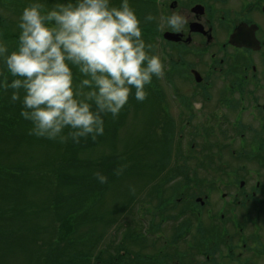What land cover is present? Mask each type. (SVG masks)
<instances>
[{"label": "flooded vegetation", "instance_id": "flooded-vegetation-1", "mask_svg": "<svg viewBox=\"0 0 264 264\" xmlns=\"http://www.w3.org/2000/svg\"><path fill=\"white\" fill-rule=\"evenodd\" d=\"M162 9L188 21L182 32L162 26V39L166 32L177 36L160 46L169 63L162 78L174 97L163 114L189 152L213 148L208 178L191 172L182 186L185 193L202 190L212 208L203 211L205 202L195 197L197 208L177 214L186 215L191 235H159L133 242L134 249L154 254L165 237L172 245L162 241L168 251L160 264H264V6L163 0ZM190 161L200 164L202 157Z\"/></svg>", "mask_w": 264, "mask_h": 264}, {"label": "clouds", "instance_id": "clouds-1", "mask_svg": "<svg viewBox=\"0 0 264 264\" xmlns=\"http://www.w3.org/2000/svg\"><path fill=\"white\" fill-rule=\"evenodd\" d=\"M187 23L179 12L161 13L156 27L182 32ZM140 25L129 0H120L119 7L110 0H57L48 8L42 0H28L17 19L14 50L0 33V89L13 90L10 100L20 101V116L32 125L29 134L62 143L69 137L74 143L86 136L95 140L104 132L103 115L115 118L130 93L145 100V85L164 75V65L148 51L152 46ZM94 176L101 184L107 181L100 172Z\"/></svg>", "mask_w": 264, "mask_h": 264}, {"label": "rangeland", "instance_id": "rangeland-1", "mask_svg": "<svg viewBox=\"0 0 264 264\" xmlns=\"http://www.w3.org/2000/svg\"><path fill=\"white\" fill-rule=\"evenodd\" d=\"M52 1L54 3L57 2V0ZM12 2L13 1L11 0H0V18L2 19L0 27L7 28L8 38L6 41L9 46V51L15 49L17 37L12 36L11 34H14L17 30L15 27L20 13L18 12L20 5L18 3L13 5ZM60 2L62 1L60 0ZM112 2L114 4L113 6L115 7H118V4H120V0H113ZM139 2H141V4H139ZM129 4L135 11L138 19L141 21L140 27L148 24L153 27L157 25L160 17V8L162 7V5L157 2V0H129ZM147 14H152L155 19L152 21H145L144 17ZM161 30L162 26L158 31ZM145 43L152 46L150 49H148L150 53H155L161 57L165 71V69L169 66V63L167 61V57L165 56L164 58L163 56V51L160 47L161 44L154 40L152 36L148 37ZM165 60L167 65L165 64ZM73 69L76 73V77L74 76V82L78 83L80 75L75 68ZM4 77H6L9 81L12 79V77L6 71ZM162 77L156 78L153 76L151 83L145 85V90L147 91L145 100L137 101L134 99L132 93H130L128 102L123 106L115 118L109 114H106L108 121L110 119V122H114L117 117L120 116L119 119L122 120L121 129L118 132H106V129V131L104 130L103 134L97 136L95 140H93L90 136H86L81 137L78 143H74L69 137L65 142L62 143L59 141V139L49 140L43 137H37L35 135L29 134V130L32 127L31 122L27 120L23 121L24 119H21L20 109H18V107L16 109H12L9 112L18 113L20 119L17 118V123L14 125L0 124L3 125V127H0V132L2 133L0 134V211H2V215H0V264H34L35 262L37 263V261L39 263V260L44 256L41 254H44L45 252V250H43V243L50 241L49 236L52 231V227L50 226V224H52L51 221H43L37 217H34L32 220H23L21 223H18V221L15 220L12 222V219H10V208L16 206L17 200H19L18 203L23 206V203L20 199L21 197H26L29 203L25 204L31 203L29 206L25 205V213H28V217L32 214V212H40V210H42V204L44 203L43 199H45L46 195H48V186L53 184L55 185L56 180H59V173L57 171L59 170L60 164L63 165L64 162H61L60 164H56V162L60 161L62 157H66L68 151L75 144H97L96 146L83 149L84 152L82 153V157L78 156V158L81 160L87 158L88 160H85L90 161V165L92 166H97V163L100 162L101 159H104L101 155L102 153H107V155L110 153L111 143L107 142V138L108 141H110V138L112 139V137H115L113 138V141H118V147H120L119 149L121 154H125L126 149L133 148L132 143L134 142L133 139L135 137H143L144 131L150 126L151 123H154L155 121L159 123V119H161L159 116L161 112L160 107H162V105L160 106V101H162L163 93L165 94V103L163 108L169 106L167 101V99H169V93L164 82L162 81ZM150 89L152 90L151 92ZM10 91L13 90L10 89ZM17 91L22 97L23 90L20 89ZM158 96L161 99L160 101H158L159 99H155ZM5 97L6 95H3L2 99ZM18 105L21 106L20 101ZM20 120L23 123H20ZM160 132L161 128H158V133ZM151 151H153V149L150 148L149 152L146 153L147 159L150 157L152 153ZM46 157H48L47 162ZM51 158L53 162L55 161L53 165L55 170L51 169L53 164L51 163ZM177 159L179 158L176 157L175 153L171 154L169 160L170 164L167 167V169L171 170H163L154 174V178L150 185H146L145 188L142 187V184H140L139 187H136V185H134L130 179H122L119 181L115 179L116 181L114 185L109 186L106 192L94 195V198H97V201L100 197L98 203L100 210L99 213L104 212L106 215L107 212L110 216H113V212H111V210L118 208L120 205V203L117 202V198L119 196H128L135 189L134 191L138 197L135 204L133 203L135 200L131 199L127 205H124L126 201H129L128 198H125L121 202V206H124L125 209H123L122 212L117 215L115 220L111 221V225L109 227H105V229H103V233L100 232L102 237L99 241V244L96 245L97 248L93 251V258L96 257L98 248H106L110 244L111 238L117 237L118 234L119 236L125 235V232L128 229L131 230V232H134L135 229H137V232H140L141 234L143 233L149 236L152 235L153 233L151 232L148 234L146 228L147 223L151 222L150 225L156 227L159 224L160 218L162 217L165 219L167 217L168 221L165 223L163 230L169 234L179 226L181 221L180 219H173V217H176L179 213L183 214L186 209L194 208V206L197 208L199 206L195 203V197H199L201 200H203V191L197 190L195 193H185V191L182 189V186L186 183V176L191 172L183 166L176 169L175 167H177ZM144 164L145 166L143 167V172H152V170L147 167V162ZM187 167L189 169L191 167L194 168V165L192 162H189ZM49 171L52 172V175ZM205 173H207V170L201 168L200 172H198V177L207 179L208 176ZM12 174L18 176L19 180H23L25 182V186H21L23 187L22 189H19L18 187L15 188V190L22 191L21 194L25 193V195H19L20 197L16 196L13 198L11 197L13 192L10 193L9 190L7 191V189H5L7 187L5 185L10 184L8 181L12 180ZM148 174L149 173H146V175L143 176L144 183L147 180ZM46 182L48 183L46 184ZM91 185H95V183H91ZM154 187L155 192L162 193L161 200L163 201L167 197V201L165 200L162 203H159V199H157V201H153L150 204L145 202L146 195H150L149 197L151 199L154 198V194L148 193L151 192ZM205 193L209 192L205 191ZM185 194L192 197H189L190 199L188 202L183 201ZM200 208H202L203 211L207 209L206 205ZM185 218L186 215L181 217V219ZM131 219L134 220L133 223L131 222ZM138 221L139 224H136ZM120 224H125L128 228H120ZM6 226H10V229H12V234H8L11 240H6L8 233L6 231H9L6 229ZM36 227L37 234L34 232V234H31V236L27 235L29 238L33 239H29L25 242L23 240H16L18 237H23L22 235H26L28 231L33 230L32 228ZM56 229L59 228H57L55 225L53 230ZM43 231H46V235L48 236L47 238H43ZM83 231H88L87 223L83 227L81 226L79 232ZM35 237H38V239ZM89 240V237H75L71 243L73 250L69 253L68 257L83 258L82 252L84 250V245L87 244ZM90 264L94 263L91 262Z\"/></svg>", "mask_w": 264, "mask_h": 264}, {"label": "trees", "instance_id": "trees-1", "mask_svg": "<svg viewBox=\"0 0 264 264\" xmlns=\"http://www.w3.org/2000/svg\"><path fill=\"white\" fill-rule=\"evenodd\" d=\"M13 1V5L15 3H18L20 5V10L28 3V0H11ZM62 1V0H61ZM113 1V0H112ZM110 1V6H113V3ZM45 4V8L51 7L54 2L52 0H42ZM119 7V4H118ZM0 23H2V19L0 18ZM16 28V27H15ZM0 33H2L3 38L6 40L8 38L7 34V28L6 27H0ZM14 37H17L18 35V29L15 31L14 34H11ZM74 76L76 77L75 70L73 69ZM5 75V71H3V77ZM12 90V89H11ZM6 89H0V124H8V125H14L16 124V119L19 118L18 113H9L12 109H21V106L18 105L19 100L13 102L10 100V95L12 91L5 92ZM6 95L4 99H2V96ZM150 99V98H149ZM111 115V114H109ZM120 116L117 117V119L114 122H110V119L108 121V117L106 114L103 115V121H104V130L106 132H118L121 129L122 126V120L119 119ZM20 119V118H19ZM21 119H23L21 117ZM25 121V120H23ZM22 122L21 120L19 121ZM23 123V122H22ZM161 122H154L151 123L150 126L144 131L143 137L137 136L133 140L132 143L133 148H128L125 151V154L120 152V147H118V141H113L110 138V141L107 142L111 143V150L110 153L107 155V153H102V157L104 159H101L100 162L97 163V166L90 165V161H87L85 159H79V157H82V153L84 152L83 149L90 148L93 146H96L97 144L92 145H78L75 144L67 153L66 157H62L60 161H57L56 164H60L61 162H64V164H60L59 170L57 171L59 173V180H56V184L48 186V195H46L45 199H43L44 203L42 204V210L40 212H32V214L28 217V213L26 211L25 205H31L25 204L29 203L27 198L21 197V202L23 203V206L18 203L19 200H17V204L15 207L10 208V219H12V222L18 221V223H21L23 220L27 219H33L34 217L40 218L43 221H51L52 224L50 226L52 227V231L49 236V242L43 243V250H45L44 255L42 259L39 260V263L35 262L34 264H90L95 263L94 259H91L93 256L92 254L94 249L97 248V244H99V241L101 240L103 229L105 227H109L111 224V221L115 220L117 215H119L124 208V206H121V202L126 198H128V202L124 201V205L129 203L132 200H135L133 203L135 204L137 202V194L135 193V189L132 193H130L128 196H119L117 198V202L120 203L118 208H114L111 210L113 212V216L108 215L106 212V215L104 212L99 213V200L97 201V198H94V195H98V193L102 194L103 192H106L109 186H113L115 183V179L119 180H126L130 179L136 187H139L140 184H142L145 188L146 185H150L151 181L154 178V174L161 172L163 170H171L167 169L170 162V156L171 154L176 152V148L173 145L172 141H169L168 133L169 130L165 127L163 131L158 133V128L160 126ZM0 127H3V125H0ZM69 129L65 128L63 130V135H67ZM0 134H2L0 132ZM139 137V138H138ZM138 138V139H137ZM2 139V135H1ZM137 139V140H136ZM131 145V146H132ZM173 146V147H172ZM153 149L151 151L150 157L147 159L146 153L149 152V150ZM140 152V153H139ZM48 161V157H46V162ZM55 162V161H54ZM54 162L51 158V169L55 170L53 167ZM145 162H147V167L152 170V172H143V167L145 166ZM49 163V164H51ZM44 165V164H43ZM42 165V166H43ZM123 166V170L119 175L115 174L116 169ZM74 170V171H73ZM16 172V171H15ZM19 172V170H18ZM16 172V173H18ZM52 175V172L49 171ZM100 172L103 175L107 177V181L103 184L99 183L97 179L94 176V173ZM146 173H149L147 175V180L144 183L143 176L146 175ZM55 175V173H54ZM58 175V174H57ZM56 175V176H57ZM12 180L8 181L10 184L5 185L7 186L5 189L7 191L9 190L10 193H12L13 198L19 195H25V193H22V191L15 190V188L22 189L25 186V182L23 180H19L18 176H15L14 174L11 175ZM162 179V178H161ZM17 182V183H15ZM45 183L44 181H42ZM48 182H46L47 184ZM91 183H95V185H91ZM43 184V185H46ZM27 186V185H26ZM56 192V195H55ZM150 194H154V198H150V195H146L145 202L147 204L152 203L153 201H157L159 199V203H162L163 201H167V197L164 200H161L162 193L155 192V187L151 192H148ZM16 194V195H15ZM169 195V194H168ZM166 195V196H168ZM10 196V195H9ZM100 196V195H99ZM20 197V196H19ZM163 197V196H162ZM142 202V200H141ZM19 204V205H18ZM18 205V206H17ZM138 207L137 205H135ZM1 210V209H0ZM110 212V213H111ZM38 213V214H37ZM109 213V214H110ZM0 215H2V211H0ZM132 220V219H131ZM87 223L88 231L87 232H79L81 226L83 227ZM57 226L56 230H53L54 226ZM105 225V226H104ZM127 227L126 225L124 228ZM10 226H6V229L9 231L6 236V240H11L8 234H12V229H10ZM100 228V229H99ZM120 228H123V224H120ZM128 228V227H127ZM33 230H30L26 233V235H22L23 237H18L16 240H23L24 242L33 239L29 238L28 236L33 235L34 232L37 234V227L32 228ZM182 229H184V225L181 224L180 229L176 228V232H180ZM119 233V232H118ZM159 231H157L156 234H158ZM172 233V232H170ZM28 235V236H27ZM132 235H135L134 232H131V230H127L125 232V238L127 241H129L128 237H132ZM141 235V233H139ZM18 236V235H17ZM21 236V235H20ZM36 236V235H35ZM89 237L91 242L88 241L87 244L84 245V250L82 252L83 258H69V253L73 250V246L71 245L72 241L75 237ZM46 231H43V238H47ZM38 239V237H35ZM5 240V241H6ZM136 243V242H134ZM42 244V243H41ZM137 245V244H136ZM53 246V247H52ZM154 256V258L162 259V255L155 251L154 254H151V256ZM48 256V257H47ZM100 256L99 253L96 254V257ZM68 257V258H67ZM100 259V258H99ZM163 264V263H162Z\"/></svg>", "mask_w": 264, "mask_h": 264}]
</instances>
